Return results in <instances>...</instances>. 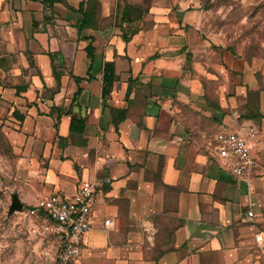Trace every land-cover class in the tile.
Masks as SVG:
<instances>
[{
    "label": "crops",
    "instance_id": "0c3cea01",
    "mask_svg": "<svg viewBox=\"0 0 264 264\" xmlns=\"http://www.w3.org/2000/svg\"><path fill=\"white\" fill-rule=\"evenodd\" d=\"M177 5L0 0V115L22 158L15 194L29 210L99 185L81 264H244L264 232V144L252 143L250 181L213 150L224 128L264 132V92L248 63L203 38L200 13ZM163 219L179 227L149 257Z\"/></svg>",
    "mask_w": 264,
    "mask_h": 264
},
{
    "label": "rangeland",
    "instance_id": "374dc122",
    "mask_svg": "<svg viewBox=\"0 0 264 264\" xmlns=\"http://www.w3.org/2000/svg\"><path fill=\"white\" fill-rule=\"evenodd\" d=\"M176 1L178 8L182 3L190 11L200 13L198 27L203 38L229 49L248 63L260 92H264V0ZM258 96L251 97V104L259 101ZM10 121L7 116L0 115V264H51L46 254L54 258L57 245L50 235H43V222L27 217L26 206L22 213L8 216L11 195L22 187L18 179L22 158L10 143ZM261 206L262 228L259 229L264 230V189ZM159 223L157 246L146 250L149 257H155L157 249L161 248L159 242L171 240L174 230L179 227L177 221L163 219ZM83 259L84 255L79 264ZM244 264H264V246L254 243L251 256Z\"/></svg>",
    "mask_w": 264,
    "mask_h": 264
},
{
    "label": "built area",
    "instance_id": "2783aa9c",
    "mask_svg": "<svg viewBox=\"0 0 264 264\" xmlns=\"http://www.w3.org/2000/svg\"><path fill=\"white\" fill-rule=\"evenodd\" d=\"M232 117L238 122L240 116L233 112ZM264 144V132L249 127L245 132L224 128L216 137L213 150L220 162L236 177L250 181L259 168L253 154V142ZM99 185L94 182H83L73 197L55 194L43 198L27 210L26 216L37 218L43 222V235H50L57 245L56 255L51 258V264H79L82 259V245L85 236L91 230L90 216L95 205ZM250 222L255 221V215L250 210L247 213ZM110 226V221H105ZM36 231L34 230L33 233ZM258 245H264V232L255 235Z\"/></svg>",
    "mask_w": 264,
    "mask_h": 264
},
{
    "label": "water",
    "instance_id": "95a60500",
    "mask_svg": "<svg viewBox=\"0 0 264 264\" xmlns=\"http://www.w3.org/2000/svg\"><path fill=\"white\" fill-rule=\"evenodd\" d=\"M24 209V205L21 203L18 194L11 195V204L8 209V216H12L15 213H21Z\"/></svg>",
    "mask_w": 264,
    "mask_h": 264
},
{
    "label": "trees",
    "instance_id": "16d2710c",
    "mask_svg": "<svg viewBox=\"0 0 264 264\" xmlns=\"http://www.w3.org/2000/svg\"><path fill=\"white\" fill-rule=\"evenodd\" d=\"M129 9V7H126L124 12H123V16H122V19L124 18V15H125V12ZM0 102H1V99H0Z\"/></svg>",
    "mask_w": 264,
    "mask_h": 264
}]
</instances>
